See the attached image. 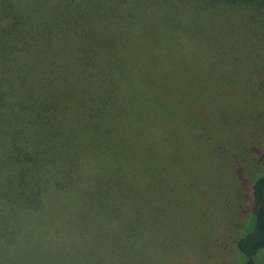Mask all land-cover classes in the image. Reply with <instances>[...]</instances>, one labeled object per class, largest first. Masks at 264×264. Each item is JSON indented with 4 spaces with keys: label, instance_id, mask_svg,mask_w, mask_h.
<instances>
[{
    "label": "trees",
    "instance_id": "1",
    "mask_svg": "<svg viewBox=\"0 0 264 264\" xmlns=\"http://www.w3.org/2000/svg\"><path fill=\"white\" fill-rule=\"evenodd\" d=\"M201 37L208 48L191 63L186 40ZM207 52L211 66L203 67ZM253 54L264 66V0H0V264L67 257L31 232L21 240L52 182L75 186L69 200L85 195L89 204L90 195L98 207H72L91 221L75 264H101L96 233L110 246L142 240L133 200L147 195L140 178L147 182L169 149L157 137L190 124L182 118L214 111L229 76L239 75L222 66L226 58L241 66ZM245 76L234 83L241 95L223 107L244 105L243 116L253 105ZM252 119L218 122L234 132ZM88 155L98 163L82 177L79 161ZM250 196V219L234 241L246 264L264 251V158Z\"/></svg>",
    "mask_w": 264,
    "mask_h": 264
},
{
    "label": "rangeland",
    "instance_id": "2",
    "mask_svg": "<svg viewBox=\"0 0 264 264\" xmlns=\"http://www.w3.org/2000/svg\"><path fill=\"white\" fill-rule=\"evenodd\" d=\"M186 42L187 47L194 48L189 60L193 63L198 48L202 55L196 54L203 56L200 47L207 44L202 37ZM171 48L174 49V46ZM205 56L203 67L211 66L209 58L213 56L208 52ZM232 61V58H226L222 66L226 70L238 69L239 75L236 73L234 78L229 76L227 90H220V95L213 98L216 109L204 111L202 116L198 111L188 119L182 118L190 124L184 123L180 129L176 126L163 138L157 137L159 143L166 144L169 149L160 151L153 162L148 181L146 177L140 178L144 184L141 192L145 191L147 195L143 199L137 197V201L133 200L138 220L145 224H139L145 237L140 241L110 246L96 233L95 246L100 250L101 264H246L238 254L234 241L250 219L252 180L264 158V66L257 54H253L241 66H236ZM255 64L259 66H252ZM244 76V94L252 97L253 101L246 116L242 113L247 110L242 109L244 105L237 106L233 102L234 105L223 109L224 105L231 104L233 98L241 95L234 83ZM207 103L211 105L210 100ZM252 116L253 126H247L248 121L245 125L244 120L234 132L227 127L223 130L219 127L218 119L226 120L232 126L234 118H238L240 123V118ZM234 133H237V137L234 135L230 140ZM96 157L88 155L79 161L82 177L93 171L98 163ZM75 189L72 186L66 191L53 182L49 184L41 206L31 212L23 228L22 242L31 232L32 236H38L44 247L56 245L53 249L56 252L63 247L67 249V257L58 253L57 258L49 257L44 264H57L60 261L75 264L85 251L83 243L91 237V221L86 222L88 214L82 213L83 208L78 209L80 213L72 211V207L77 205L85 210L98 207L90 195L86 199L89 204L84 203L85 195L69 200ZM91 215H97V212ZM94 221L98 224H91L97 229L105 222L104 217ZM111 230L116 229L112 226ZM71 252L76 257L70 255ZM254 264H264V251L255 257Z\"/></svg>",
    "mask_w": 264,
    "mask_h": 264
}]
</instances>
